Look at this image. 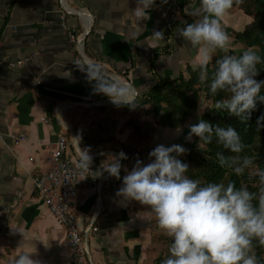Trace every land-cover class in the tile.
<instances>
[{"label": "crops", "instance_id": "crops-1", "mask_svg": "<svg viewBox=\"0 0 264 264\" xmlns=\"http://www.w3.org/2000/svg\"><path fill=\"white\" fill-rule=\"evenodd\" d=\"M198 2L189 0L183 8L193 22L196 17L186 12ZM136 7L137 0H0V264H11L17 253L33 249V258L41 264H72L64 228L33 183L47 170V157L60 134L67 137L68 154L76 162L79 136L94 172H102L96 183L71 198L86 239L85 264H156L162 229L155 213L137 201H123L116 192L125 168L130 171L137 159L149 163L148 153L158 144L189 146L188 128L156 123L147 103L137 101L135 109L115 105L96 90L88 73L70 68L79 53L70 32L83 37L85 16L91 20L83 37L85 57L108 74H123L124 83L116 80L131 85L136 97L156 80L150 60L154 72L168 79L184 73L187 66L193 68L198 50L176 36L183 25L167 34L171 20L185 21L175 0H155L147 20L136 19ZM251 20L234 4L220 23L241 31ZM155 31H162L165 39L155 40ZM228 35L230 46L235 45ZM89 72L103 82H115L101 70ZM17 136L25 139L16 140ZM121 151L127 159L121 161L117 180L101 165Z\"/></svg>", "mask_w": 264, "mask_h": 264}, {"label": "clouds", "instance_id": "clouds-1", "mask_svg": "<svg viewBox=\"0 0 264 264\" xmlns=\"http://www.w3.org/2000/svg\"><path fill=\"white\" fill-rule=\"evenodd\" d=\"M243 2L199 0L197 7L186 12L196 19L179 28L176 36L198 50L193 70L199 71V80L208 84L211 95L228 94L227 98L217 100L212 110L227 113L248 126L257 102L264 103L261 94L264 80L255 79L259 74L258 65H264V58L254 47L238 56L229 55L231 40L220 23L234 4ZM154 6L155 0H137L136 19H149V10ZM152 35L157 41L165 39L162 31H155ZM218 50L224 54L215 60L209 83L208 65ZM87 72L89 80L96 81V90L107 95L115 105H126L130 109L139 106L137 93L131 85L119 81L109 84L98 74H92L88 69ZM205 107L208 106L200 110L201 114ZM262 121L264 114L257 118V130L264 128ZM188 127L186 139L195 135L205 144H211L215 139L217 145L234 153L228 156L218 151L216 158L220 167L231 169L237 177L251 170L250 175L259 179V195L243 184L237 188L236 182L231 180L225 185L190 178L186 174L189 165L177 158L188 150L179 144H158L148 153L149 163L137 159L130 171L125 168L126 174L116 196L125 202L137 201L155 213L158 226L171 238L169 255L161 260V264H264V259L256 252L258 246L264 248V168L256 163L258 154L239 155L247 146L231 125L220 126L199 119ZM77 137L80 152L76 168L81 171L83 179L88 176L83 173L91 171L92 157L87 148L79 146L80 137ZM110 157V162L101 167L109 176L119 180L121 161L127 156L121 151ZM95 173L94 178L102 175L99 169ZM35 251H20L11 264H41L33 258Z\"/></svg>", "mask_w": 264, "mask_h": 264}, {"label": "trees", "instance_id": "trees-1", "mask_svg": "<svg viewBox=\"0 0 264 264\" xmlns=\"http://www.w3.org/2000/svg\"><path fill=\"white\" fill-rule=\"evenodd\" d=\"M188 1L189 0H175L178 10L185 21L183 23L177 19L171 20L169 22L167 34L171 33L174 26H184L185 23L193 22L190 18H187L183 12L184 5ZM237 6L245 13L250 14L252 20L247 23L241 31H232L231 29L224 28L225 31L228 32V34L231 33L236 41H244L247 48H256L258 54L264 58V0H244L242 4H237ZM242 52V50L238 51L230 49L228 54L238 56L242 54ZM157 54L158 52L154 51V58ZM222 55L223 53L218 51L214 55L212 62L208 65L209 83L212 72L216 66L215 60L219 59ZM149 67L155 75L156 80L140 96V98L136 97V102L139 101L140 105L144 103L149 104V111L160 125L173 129L182 126L187 118L196 113L200 92H203L204 97L210 100L211 106L202 112V114H199L196 123L199 119H205L210 123L220 124V126H233L238 130L243 143L247 146L239 155L258 154L256 163L259 164L261 168H264V128L257 130L256 126L257 118L264 114V103L257 102V107L251 113V118L248 121L249 125L246 126L239 123L237 118L227 115V113H220L212 110L215 102L227 98L228 94L220 92L216 96H212L208 91V84L200 82L198 70L194 71L193 68L187 66V78L184 77L183 73H180L177 77L168 79L157 75L154 72L153 60H150ZM258 70L259 74L255 79L258 81L264 80V65H258ZM261 94L264 95V87L261 89ZM262 123H264V121H262ZM203 144L205 147L198 155L191 150H188L184 154V158L181 156L177 157L182 162L186 159L194 163V167H189V170L186 173L190 178L199 179L202 183L209 181L223 182L225 185L231 180L236 182L237 188L243 184L247 186L249 191L255 192L259 195L260 185L258 177H252L247 171H245L242 176L237 177L231 169L220 167L216 158V153L220 151L228 156L235 155L234 153L227 152L221 146L217 145L215 139H213L211 144ZM173 155L175 154L173 153ZM254 203H256V201H254ZM256 252L262 259H264V248L258 246ZM167 255H169V252ZM167 255H164L163 257H166ZM161 260L162 256H157V264H161Z\"/></svg>", "mask_w": 264, "mask_h": 264}, {"label": "built area", "instance_id": "built-area-1", "mask_svg": "<svg viewBox=\"0 0 264 264\" xmlns=\"http://www.w3.org/2000/svg\"><path fill=\"white\" fill-rule=\"evenodd\" d=\"M70 37L76 42V50L79 52L78 57L70 65L72 71L87 73L88 69L89 71L101 70L103 73L106 72L105 69L97 67L95 62L88 63L83 58V43H81L83 37L79 38V35L75 36L71 32ZM20 62L18 61V63ZM76 64L83 66V68ZM15 139H25V136H17ZM46 162L48 164L47 170L33 178L34 188L56 221L66 229L68 244L71 249V263L85 264L87 251L85 237L77 224V214L71 198L80 189L96 183L97 177L92 176L95 175L94 168L90 164L91 171L84 172L83 175L88 176L81 179L82 173L76 168L77 162L71 159L68 154V139L64 134L57 136L54 149L47 157ZM92 229L95 230L96 227Z\"/></svg>", "mask_w": 264, "mask_h": 264}, {"label": "rangeland", "instance_id": "rangeland-1", "mask_svg": "<svg viewBox=\"0 0 264 264\" xmlns=\"http://www.w3.org/2000/svg\"><path fill=\"white\" fill-rule=\"evenodd\" d=\"M239 8V7H238ZM227 29H231V28H227ZM238 29V28H237ZM232 31H234L233 29H231ZM72 34H74L75 36H77L75 33H73L72 32ZM227 34H228V32H227ZM232 35V34H231ZM232 40L234 41V43H236L235 45H233V46H230L229 45V50L230 49H235V50H242V51H244V50H246L247 49V47H246V44L244 43V41H236L235 39H234V36L232 35ZM75 43V45H76V42H74ZM81 43H83V39H82V41H81ZM84 45V44H83ZM76 47V46H75ZM219 51V50H218ZM217 51V52H218ZM216 52V53H217ZM215 53V54H216ZM223 53V52H222ZM214 54V55H215ZM224 54V53H223ZM76 57H78V55L76 56ZM88 73V72H87ZM104 73H106V74H108L109 72H104ZM109 76L111 75V78H113L114 79V81L115 82H117V80H116V77H119L120 79H121V81L123 82L124 81V79L123 78H121L122 77V75H120V74H114V73H112L111 72V74H108ZM183 75H184V77L185 78H187L188 77V74H187V72H186V69L184 70V73H183ZM107 76V75H106ZM108 77V76H107ZM106 78V77H105ZM125 82V81H124ZM103 103H105L104 101H103ZM148 105V104H147ZM205 105H207L209 108H210V106H211V102H210V100L209 99H207L206 97H204V93L203 92H200V96H199V101H198V109H197V111H196V113H194V114H192L189 118H187L186 119V123L184 124L183 123V125L181 126V127H183L184 125H185V127H187L188 128V132H189V125L190 124H196V118L199 116V114H201V109L205 106ZM150 106V105H149ZM208 107H205L204 108V110H203V112L205 111V110H207L208 109ZM199 112V113H198ZM151 113V112H150ZM151 115H152V113H151ZM152 117L155 119V122L156 123H158L157 122V120H156V118L152 115ZM141 118V115H139L138 116V119H140ZM145 118H147V117H145ZM132 119V118H131ZM146 122V124H148V125H150V122H148V121H145ZM159 124V123H158ZM162 126V125H161ZM150 127H151V125H150ZM164 127V126H163ZM180 127V128H181ZM146 128H149V127H146ZM167 128H169V127H167ZM172 129V128H171ZM149 132H152V130L151 131H149ZM179 134V133H178ZM185 136H187V135H185ZM186 138V137H185ZM188 140V142H189V146H185L184 148L185 149H187V150H191L193 153H195L196 155H198L199 154V152L205 147L204 146V144L201 142V141H199L198 140V138L195 136V135H193L192 137H191V139L189 140V139H187ZM184 156V154L183 155H181V157L182 158H184L183 157ZM184 162L185 163H187L188 165H189V167H194V163H192V162H190V161H188V160H186V159H184ZM249 174H250V172H251V170H246ZM99 211H100V208L96 211V214H98L99 213ZM94 218V220L96 219L95 217H93ZM157 221V220H156ZM77 224H78V222H77ZM61 225V224H60ZM62 226V225H61ZM63 227V226H62ZM64 228V227H63ZM64 231H65V235H66V238H67V233H66V229L64 228ZM159 237V239H160V241H161V252H160V254L159 255H161L162 256V260L165 258V257H163L164 255H167V253H168V249H169V246H170V242H171V238L170 237H168L165 233H164V230L162 229L161 230V233H160V235L158 236ZM68 240V239H67ZM85 242H86V239H85ZM158 254V253H157ZM158 255V256H159ZM157 258V257H156ZM155 260V263L157 264V262H156V259H154ZM161 263V262H160Z\"/></svg>", "mask_w": 264, "mask_h": 264}, {"label": "bare ground", "instance_id": "bare-ground-1", "mask_svg": "<svg viewBox=\"0 0 264 264\" xmlns=\"http://www.w3.org/2000/svg\"><path fill=\"white\" fill-rule=\"evenodd\" d=\"M72 12H75L74 10H71ZM77 13H79L80 14V12H77ZM87 15V14H86ZM85 18H86V23H85V26L87 27L86 28V30L84 29V32H83V34H85L87 31H88V29H89V26H90V21H89V17H87V16H85ZM85 59H86V61L88 62V63H92L90 60H88L86 57H85ZM96 66L98 65L97 63H94ZM98 67V66H97Z\"/></svg>", "mask_w": 264, "mask_h": 264}, {"label": "water", "instance_id": "water-1", "mask_svg": "<svg viewBox=\"0 0 264 264\" xmlns=\"http://www.w3.org/2000/svg\"><path fill=\"white\" fill-rule=\"evenodd\" d=\"M84 35H85V34H83V37H84ZM80 54H81V53H80ZM83 58L85 59V55H84V54H83ZM85 60H86V59H85ZM66 129H67V130H70V128H68V127H66ZM73 138H74V141H76V139H75V135H74Z\"/></svg>", "mask_w": 264, "mask_h": 264}]
</instances>
